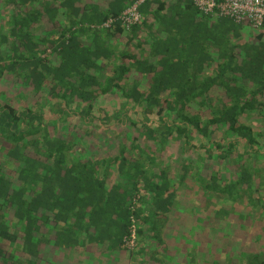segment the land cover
<instances>
[{
	"label": "trees",
	"instance_id": "obj_1",
	"mask_svg": "<svg viewBox=\"0 0 264 264\" xmlns=\"http://www.w3.org/2000/svg\"><path fill=\"white\" fill-rule=\"evenodd\" d=\"M138 1L0 0V86L21 89L0 87V264L41 263L48 247L55 261L113 259L137 194L143 264L166 249L186 264H264L263 34L245 61L213 63L206 46L194 55L200 13L182 0H146L130 29H91Z\"/></svg>",
	"mask_w": 264,
	"mask_h": 264
},
{
	"label": "built area",
	"instance_id": "obj_2",
	"mask_svg": "<svg viewBox=\"0 0 264 264\" xmlns=\"http://www.w3.org/2000/svg\"><path fill=\"white\" fill-rule=\"evenodd\" d=\"M146 0H139L129 7L117 18H110L100 26L92 25L91 29H110L115 23L120 22L125 28L139 24L142 19L140 5ZM191 2L203 16H217L229 19L236 24H248L254 30L264 26V0H182ZM50 51H48L49 53ZM141 195L137 194L131 201V216L128 233L123 239L122 250L135 252L138 248L139 223L135 211L139 206Z\"/></svg>",
	"mask_w": 264,
	"mask_h": 264
},
{
	"label": "crops",
	"instance_id": "obj_3",
	"mask_svg": "<svg viewBox=\"0 0 264 264\" xmlns=\"http://www.w3.org/2000/svg\"><path fill=\"white\" fill-rule=\"evenodd\" d=\"M205 17L197 14L192 18L195 22L192 23L190 28L194 38L191 47L195 48L194 55L199 54L202 56V49L206 46L209 60L213 63H222L228 60L230 55H233L237 61L243 62L246 60V47L259 46V36L261 34H263L264 41V31L262 29L254 30L248 24H236L217 16ZM164 36L166 38L165 34ZM253 125L259 126V123L254 121Z\"/></svg>",
	"mask_w": 264,
	"mask_h": 264
},
{
	"label": "rangeland",
	"instance_id": "obj_4",
	"mask_svg": "<svg viewBox=\"0 0 264 264\" xmlns=\"http://www.w3.org/2000/svg\"><path fill=\"white\" fill-rule=\"evenodd\" d=\"M2 87V86H0ZM2 89H6L8 92L13 89V91H21L20 88L18 87H15L13 86V84H4V86L2 87ZM21 104V101L19 100L16 104ZM114 105H110L108 106V109L110 108H113ZM92 148H95V147H92ZM110 153V152H109ZM116 152L114 150H112L111 154H115ZM182 152L181 150L179 149V147L177 146V148L175 146H172L170 150L167 151V154H166V157L168 158L167 160V163H169L170 165L173 166V168L176 167V164L178 163H182L184 161L183 157L180 158ZM194 161L196 160L198 162V156L196 154L194 155H191L190 156ZM207 164H210L209 162H207ZM214 167L217 166V162H215L214 164ZM211 166V165H210ZM212 167V166H211ZM213 169V167H212ZM208 170H206L205 173H207ZM226 172V168L224 167L222 169V172ZM229 171V169L227 170V172ZM193 199V198H192ZM189 213V211H187ZM196 212V211H195ZM179 213L180 212H176L177 214V217L181 218V217H186L188 215L185 214V212H181V217L179 216ZM200 216H205L204 214H199ZM175 220H173L172 222H174ZM172 226H176L175 223H172ZM199 234V243L195 244L196 247H198L199 251L201 252H204L203 250V243L205 244V237L203 235V232H198ZM218 242H215V244H217ZM220 245V243H219ZM221 246V245H220ZM182 251V250H181ZM57 251L53 248H47V249H44L43 251V254H42V262L41 263H38V264H143L144 260L143 257H139V258H136V254L133 252H122V253H119L117 254L115 257H113V259L111 258H108V257H101L100 255H92V258L89 260V257L87 256L85 258L84 255H81L80 258L75 257V256H71L67 262L66 260L63 261V259H60L61 257H59L58 259H56L55 261V257L58 253H56ZM136 252V251H135ZM217 252L218 249H217ZM175 254V251L173 249H166L165 252H157L155 253L154 255L157 256V257H160L164 260V264H186V259L181 256H179V254L177 256L174 255ZM173 255V256H171ZM174 257H176L175 260ZM78 258V259H77ZM173 258V259H171ZM78 260V261H77ZM147 264V263H145Z\"/></svg>",
	"mask_w": 264,
	"mask_h": 264
}]
</instances>
